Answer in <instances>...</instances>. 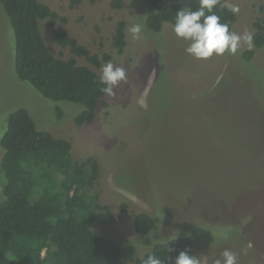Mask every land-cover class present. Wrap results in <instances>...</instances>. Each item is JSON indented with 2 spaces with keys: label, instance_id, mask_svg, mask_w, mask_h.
Wrapping results in <instances>:
<instances>
[{
  "label": "rangeland",
  "instance_id": "rangeland-1",
  "mask_svg": "<svg viewBox=\"0 0 264 264\" xmlns=\"http://www.w3.org/2000/svg\"><path fill=\"white\" fill-rule=\"evenodd\" d=\"M40 1L66 18L57 27L69 37L100 59L111 57L96 67L74 55L79 64L101 75L112 62L125 69L127 82L105 95L92 123L76 125L82 104L51 99L17 75L13 29L0 5V139L7 117L21 107L38 129L71 142L72 159L95 157V190L115 216L92 230L119 246L125 264L176 237L193 240L200 264H214L226 249L238 264H264V47L248 61L243 42L235 55L197 60L170 23L159 33L147 28L143 0H120L119 7L114 0ZM233 4L240 11L232 32L253 34L264 0L226 2ZM122 20L126 43L119 53L112 35ZM137 23L143 31L133 39L128 29ZM39 28L53 55L73 56L45 20ZM2 185L0 174V202ZM140 211L153 218L146 235L133 227Z\"/></svg>",
  "mask_w": 264,
  "mask_h": 264
},
{
  "label": "trees",
  "instance_id": "trees-1",
  "mask_svg": "<svg viewBox=\"0 0 264 264\" xmlns=\"http://www.w3.org/2000/svg\"><path fill=\"white\" fill-rule=\"evenodd\" d=\"M143 2L146 26L156 33L164 23H174L180 8L199 7V0ZM226 2L219 0L213 12L232 32L236 14L229 11ZM112 4L119 7L122 2L114 0ZM0 5L13 29L17 75L51 99L82 104L75 124L92 123L98 106H106V94L101 91L105 85L96 70L79 64L74 55L85 57L96 67L110 55L103 54L100 59L69 37L57 27V22L66 18L40 0H0ZM40 20H45L61 46L70 47L73 56L63 59L52 54L42 37ZM253 26V48L242 51L246 61L264 47V18L256 19ZM125 36L122 20L112 35V45L119 53L125 46ZM6 122L0 139L4 196L0 202V264H125L119 246L92 230L96 223L107 224L115 216L99 201L95 190L98 160L93 156L72 159L71 142L38 129L25 108L12 111ZM153 224L152 216L145 211L138 212L133 221L138 235L148 234ZM184 250L195 256L190 237L171 238L154 244L133 264H143L149 255L159 257L164 264H175L176 256Z\"/></svg>",
  "mask_w": 264,
  "mask_h": 264
},
{
  "label": "clouds",
  "instance_id": "clouds-1",
  "mask_svg": "<svg viewBox=\"0 0 264 264\" xmlns=\"http://www.w3.org/2000/svg\"><path fill=\"white\" fill-rule=\"evenodd\" d=\"M219 0H199L196 10L180 8L176 11L172 31L177 38L188 42L185 52L194 59L205 60L213 56H220L226 51L235 55L242 42L252 47V34L245 30L243 35L231 32L227 24L220 23V17L213 12ZM229 11L238 14V4L229 6ZM133 39H139L143 26L140 23L132 25L128 29ZM127 82V74L123 67H115L112 62H107L101 70L100 83L105 85L101 91L108 96H114L113 88L118 83ZM249 247L251 245L249 244ZM222 259H216L214 264H238V256L231 250L221 253ZM143 264H164L159 257L149 255ZM175 264H200L195 256L187 250L180 251L175 258Z\"/></svg>",
  "mask_w": 264,
  "mask_h": 264
}]
</instances>
